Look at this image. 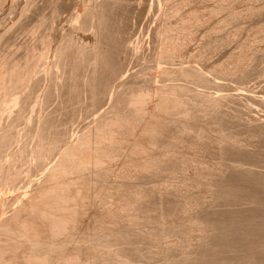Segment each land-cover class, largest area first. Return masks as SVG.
Here are the masks:
<instances>
[{
  "label": "bare ground",
  "instance_id": "obj_1",
  "mask_svg": "<svg viewBox=\"0 0 264 264\" xmlns=\"http://www.w3.org/2000/svg\"><path fill=\"white\" fill-rule=\"evenodd\" d=\"M25 1L19 18L35 5ZM58 1L52 0L55 17ZM154 1L153 65L163 83L123 78L104 110L99 106L121 77L119 56L128 48L126 38L116 41L109 31L126 0H90L71 16L73 31L92 28L93 42L64 30L54 47L52 36L44 41L45 52L28 44L20 57L0 56V264H264V121L252 117L240 130L232 111L245 100L264 104V96L231 93L225 82L237 74L242 84L250 78L264 23L258 20L250 41L209 68L211 77L207 65L196 63L224 50L236 32H209L190 64L182 61L199 27L223 7L185 11L189 0ZM257 1H245V11L222 22L252 16L264 8ZM51 52L54 61L39 78ZM42 81L45 99L58 96L65 113L88 94L86 108L95 116L80 134L71 137L68 128L74 112L61 118L35 111L31 91ZM18 121L26 123L25 138ZM15 142L17 151L3 160ZM19 160L28 162L25 172L15 168Z\"/></svg>",
  "mask_w": 264,
  "mask_h": 264
},
{
  "label": "rangeland",
  "instance_id": "obj_2",
  "mask_svg": "<svg viewBox=\"0 0 264 264\" xmlns=\"http://www.w3.org/2000/svg\"><path fill=\"white\" fill-rule=\"evenodd\" d=\"M24 1L25 0H18L14 2L12 0H6L4 2L6 6L3 5L4 8L2 7V10H0V33H2L4 29L7 28L8 26L10 27L12 25H15L9 32L5 33V35L0 40V56L2 58H8L9 60H12L14 58H17L18 56L20 57L26 52V46H29L30 44L37 45L39 49H42L44 45V41L49 36H52V41H50V47L51 45L54 47L59 40L60 33L64 32V30L65 32L67 31L72 32L77 37V39H79V41L83 43L93 42L94 36L92 35L93 34L92 28L86 27V29L83 28L82 30L81 28L80 29L77 28V30L75 28V31H73L74 23L73 21H70V18L72 19L73 17L72 15L77 12H80L81 7H83L82 5H85L86 3L88 4L90 0H67V1L59 0L60 2L61 1L62 2L61 3L59 1L55 2V4L59 6V9H61L58 17H55L53 14L54 12L53 8H55V5H54V2L52 3V0H35L34 1L35 5L33 4V7L30 9V11H28L29 12L28 15H26L24 18L23 17L19 18L20 17L19 12L21 8H23L26 4V1L25 2ZM153 1L154 0H126L125 3H122L121 5H118L115 8L113 19L111 22V28H109V31L113 32L114 39L116 41H121L122 38H126L125 45L128 48L126 49L127 52L120 54L121 57L119 56V61H121L123 65L121 77L116 79L113 82V84L110 87V90L107 93L108 95H106L107 97L105 96L106 99H104L103 102L100 104L98 111L104 110L105 108L108 107L109 99L111 95L115 91L121 88L120 80L123 78H128V77H131L132 75H135L142 81L152 78L154 84L163 83L162 78L159 77L160 72H157L158 71V66L156 65L157 63L155 64V67L153 65L155 63V60H154L155 46H154V41H153L154 36L152 33L153 29L151 30V27L154 25V19L157 17L158 15L157 11L159 9L158 6L155 5L157 4V2H155L156 0L154 1L155 2L154 4H153ZM189 1L191 2L188 4L189 6L187 5L188 7L186 6L187 8L185 9V11L192 9V8H196V7H200L202 11L204 10V12H206L207 10L213 9L215 6L216 7L221 6L223 8L221 7H220L221 9L218 8L219 12L216 10H215L216 12L212 10L216 14L214 16H211L212 18H209L210 20L208 21V23L206 22L207 24L205 23L202 27H199V31L197 32V35H196L198 37H196L195 41H192L190 45L188 46L186 56L182 61L183 65L190 64L189 55L197 51L198 46L201 45L200 43L204 42L203 40H205V38L207 40L208 39L207 37L212 38V37H216V35L218 36L225 35L230 30L232 33L236 32L235 38L232 39L233 41L231 40L232 41L231 43L229 41L228 42L229 44L228 43L226 44V46L227 45L228 46L224 47L223 48L224 50H221V52H218L216 55L211 56L207 61L204 60V61H201L200 63H196V64H199L198 66L200 67L207 65L208 69L206 67H204V69L206 71L209 70L208 74L211 75V77L212 76L214 77V75H212V73L210 72L211 69L209 68L217 67L218 64L220 65L221 62L226 59L230 51L235 49L237 45H239L240 43L247 42L249 39H251V37L253 36L251 35L253 32L252 30H254L253 28L259 26L258 25L259 23H262V24L264 23L263 22L264 21V8H261L262 6L261 4L263 2L261 0L262 3H260V0H259V2L257 1L253 4L257 8H261V9L257 13H254L252 16L250 15L249 17L244 16L245 18L243 17L234 18L230 23L225 24L221 20L222 17L223 16L225 17L227 13L229 14H231L232 12L236 13L237 10L241 12L245 11L244 9L250 6L249 4H247L249 2H245L248 0H245V1L243 0V2H241L242 0L240 1L239 0L238 1L237 0L236 1L235 0L233 1L231 0H189ZM167 2L169 4L171 0ZM172 2L170 4H173ZM11 3L12 5H10ZM61 4H63V7ZM13 5H14V9L17 11H15L11 7ZM15 7H17L18 9H16ZM11 10H14V12ZM16 12H18L19 14ZM17 18L20 19L19 20L20 22L17 20ZM261 19L263 20L262 22H261ZM258 20H259V23L257 22ZM215 29H217V31ZM211 30L213 31V34ZM209 32L211 33L212 37L209 36ZM206 34H208L207 37H205ZM228 34H230V32ZM259 39L261 40L262 46H260V50H258L255 60L253 61V64L251 67V76L248 79V81H246V83L244 84L239 82L240 77L238 74L234 76L235 78L233 76L232 78L229 77V79L231 80L229 79H227L226 81L224 80L226 83L230 85L231 93H239L242 91H245V92L247 91L248 94L254 95L257 98L264 96V73H263L264 72V36L263 34L259 36ZM42 51L45 52L46 49L43 48ZM47 52L49 51L47 50ZM52 54L53 53L51 52V55H49V58L48 60H46V63L45 61L44 62L42 61L43 64H46V66L42 64L40 65L41 67V69L39 68L40 74L36 75V76H40L39 78H41V76L43 77V74L47 69V63H48L47 61L49 62L54 61V56ZM152 65L154 68L152 67ZM161 65L166 66L167 64L160 63V66ZM43 67L46 69H43ZM52 73H54L53 68H52ZM43 80H46V79H43ZM44 82L45 81H42L40 83L42 85L39 84L38 86H36L38 88L35 87L33 88V91H31L32 93H34V94L31 93L33 95V96L31 95V98H32L31 104L32 106L35 105V111L42 110L45 113L56 111L57 115L61 118L66 117V114L70 111L72 113L74 112L73 114H71L70 118H69L70 113L67 114L68 115L67 116L68 118L66 117L67 120L68 119L70 120L71 118L73 119L72 123L70 122V125L68 124L69 126L68 125L67 126L68 128L70 127L71 137L74 135L80 134L83 131L84 126L87 123H89L95 116V114H93L92 111H88V109L86 108L90 102L88 94L84 93L82 95L81 101L74 102L71 105V107H69V109L66 110L67 112L65 113V111L63 110L61 111L59 109L60 98L58 96H55L54 98H51V100H48V101L45 99L46 98L45 92L47 93L46 90L48 88L46 85L49 86L50 82L46 80L45 82L46 85L44 84ZM47 82L49 83L47 84ZM243 87H247L248 90L240 89ZM28 89L29 91L31 90V88H28ZM199 89L202 90L204 89V87H199ZM24 91L27 92L28 90L25 89ZM209 91H215V89L212 88V90L209 89ZM41 99H43V101H41ZM247 101L248 100H245L243 104L242 103L237 104V106L234 105L232 108V111L234 112V114H237V117L234 119V121L238 125L240 124L239 126L241 127L240 130L244 127V125H241L242 123H247V121H250L252 119H259V121H262V120L264 121V106H263L264 104L263 103L261 104L259 102L257 104V103H253L252 101H249V102ZM7 119L8 117H5V121ZM15 124H16V130L19 133H23L24 138H25V131H23L22 128L24 125H26V123H24L23 121H18ZM17 127H19L20 129H17ZM260 143H261V148H263L264 150V146L262 147L263 143L262 142ZM17 145H19V142H15L11 147H9L3 152V157H2L3 160L9 159L10 154H13L14 152L17 151ZM61 149H63V147L58 149L52 155L53 161H55V159L59 157V152H61ZM25 163H27V165H25ZM14 166L15 168L17 167L19 169L24 170L25 172L28 166V162L19 160V162L17 161L14 164ZM149 183L148 184L150 186L152 182H149ZM22 185H23V182L19 184V186H22ZM15 193L16 191H14L12 194H15ZM238 206H233V208L243 207V206L242 207H238ZM225 207L229 208L231 207V205L228 207L227 206ZM226 208H223V209H226Z\"/></svg>",
  "mask_w": 264,
  "mask_h": 264
}]
</instances>
